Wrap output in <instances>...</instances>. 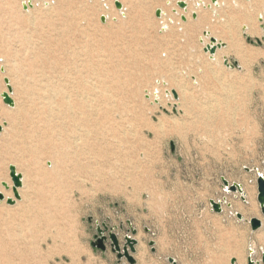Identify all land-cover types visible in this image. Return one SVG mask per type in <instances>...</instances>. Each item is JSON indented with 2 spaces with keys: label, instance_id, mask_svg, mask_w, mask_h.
<instances>
[{
  "label": "rangeland",
  "instance_id": "rangeland-1",
  "mask_svg": "<svg viewBox=\"0 0 264 264\" xmlns=\"http://www.w3.org/2000/svg\"><path fill=\"white\" fill-rule=\"evenodd\" d=\"M22 1L0 0V94L7 78L14 101L27 99L20 93L23 84L15 83L11 64L19 67L21 83L32 84L42 71L57 70L77 52L78 65L91 57L99 66L96 75L107 82L100 89L95 75L89 78L98 87L96 94L111 100L107 125L117 122L123 126L120 138L127 142L136 137L145 145L138 160L125 142L122 156H111L107 173L119 178L115 189L107 183L96 189L95 183L78 176L79 190L71 187L60 195L58 211L51 220L41 219L35 231L25 226L27 216L20 209L33 193L40 194L38 168L50 169L51 163L25 152L20 165L8 160L0 164L10 182V165L25 177L18 204L0 202V226L6 228L2 219H8L10 227L0 264H128L125 258L117 259L108 243L105 251L91 246L101 224L117 227L120 244L124 236L136 240L135 252L129 253L134 264H247L249 249L252 260L262 264L264 222L252 232L248 221L255 216L243 210L255 205L262 216L256 177L264 175V0H215L220 7L202 0L206 7L198 9H193L196 0H71L72 11L85 19L66 34L60 33L55 13L41 9L42 0H35L29 14ZM116 1L128 3L123 15L117 13ZM178 1L189 4L195 19L189 13L187 22L181 20ZM157 10L163 15L156 17ZM50 17L53 28L44 20ZM248 23L255 32L251 36L246 27L239 29ZM205 32L228 46L215 62L203 50ZM156 88L158 97L152 95ZM166 90L179 97L177 112ZM0 107L14 109L1 97ZM159 120L168 128L176 121L179 130L155 140ZM142 122L150 128H141ZM0 126L4 136L9 122L0 118ZM221 178L240 184L244 201L237 193H226ZM223 197L230 208L223 204L221 213L213 212L209 201L222 202ZM256 235H262L261 243Z\"/></svg>",
  "mask_w": 264,
  "mask_h": 264
},
{
  "label": "bare ground",
  "instance_id": "bare-ground-1",
  "mask_svg": "<svg viewBox=\"0 0 264 264\" xmlns=\"http://www.w3.org/2000/svg\"><path fill=\"white\" fill-rule=\"evenodd\" d=\"M33 1L34 4L31 3V0L22 1V5L26 6V11H28L25 13H31V9L36 6L35 0ZM125 4L124 6L121 5V9L117 11L118 14L123 15V11H127L126 6L128 3L125 2ZM220 5L219 1L213 4V6L216 7H220ZM202 7H206L202 0L194 1L193 9ZM41 9L46 12L52 11L55 13V17L61 22L60 33L63 34L69 32L71 28L81 27L79 22L85 19V15L79 16L76 11H72L71 0H42ZM192 10L189 4L186 3V9H182L181 11L183 14L180 12L181 18H185L184 23L187 22V14H195ZM163 13L162 11L161 15H163ZM112 15L116 16V13ZM259 16L261 17V15ZM103 17H107V12ZM44 20H46L52 28L54 27V20L51 17ZM250 20V17L245 18V22H250ZM244 27H247L246 33L250 36L255 34L252 23H248L247 26L242 25L239 29L243 30ZM83 29L85 28H81V30ZM210 38L214 37L210 35ZM208 39L209 38L201 39L204 47L209 44ZM215 40L222 44L221 48L224 47L225 42L220 39ZM71 42L73 43V40ZM229 47L233 48L236 46ZM226 48H228L227 45ZM220 49H216L214 55H210L211 62L217 61V56L221 53L218 52ZM234 53L237 56L239 55V52ZM69 56V58H66L63 63L56 67L58 71L51 70L50 73L42 71L40 80H34L32 84L21 83L19 77L21 71L19 67L15 64H11L9 69H11L12 75L16 80L15 83L19 86H21V84L24 85V87H22L23 85L21 86L20 93L26 95L27 99H22L19 104L16 103L13 98V93L7 91L6 85V90L2 92L8 93L13 101L14 109L4 111V109L0 107V118L7 120L10 126L8 133L4 136L3 133L0 134V136H2L0 139V164L8 160L13 164L20 165L23 159L22 154L25 152L33 154L34 156H41V158L44 157L46 161L51 163L49 164L51 165L50 169H45L44 167L38 168L40 185L42 186L40 194L37 195L36 192L33 193V197H31L24 207L20 209L22 214L27 216L25 226H29L32 231L38 230L41 219H43L44 222L46 220H51L53 217L52 215L58 211L57 205L60 195L63 196L66 190L71 187H75L79 190V186H77L75 182L78 176L83 177L84 183L89 182L93 186L95 183L94 187L96 189H100L105 186L106 183L114 187L112 189H115L119 178H116L114 175L110 176L107 173L111 166V156L115 155L116 157H121L123 150H121L120 147L122 143L125 142V144H128L126 149L130 151V154L135 156V160H138L141 155V151L139 150H142L139 148H143L145 145L143 141L136 137L127 142L124 141L123 138H120V136L123 135V126L115 125L117 122L114 121L112 125H107L109 123L107 114L111 108V100L105 94H96L98 88L96 83L92 84L90 82L92 80L89 81V78L95 75V80L98 81L100 89L107 86V82L100 79L101 75H96L98 71L96 68L99 66L96 65L95 67L92 64L93 60L91 57L88 58L85 63L82 62V66H79L77 61L79 54L73 51ZM243 56L244 59L246 55L244 54ZM97 59H99V57ZM225 62L227 61L225 60L224 63ZM44 64H48V61L44 62ZM227 64L229 65V63ZM56 75L57 77H55ZM8 84L12 90L9 80ZM159 91V88L154 89L152 95L157 96ZM173 92L176 98L172 99L169 105L172 110L177 112L179 97L175 91ZM167 94L170 97H174L169 91H167ZM145 96L147 98L149 97L147 94H145ZM200 115L206 116V113L201 111ZM173 122L174 124L168 128V126H165V121L159 120L153 135L155 140L160 139V136L166 135L171 129L178 131L179 128H176L180 124H176V121ZM3 125H5L4 122ZM139 126L141 128H150L147 122H142ZM38 163H40V161ZM16 172L22 177V186L17 189L19 195L18 199L13 197L11 182L3 174V166L0 165V186L2 183H5L8 188L6 189V193H3L2 189H0V193L4 198L2 201H6V199L13 200V205L11 206L17 205L20 201L22 188L25 183V177L17 170ZM2 179H4V181H1ZM247 191L250 193L249 187H247ZM257 209V206L250 205L243 211L247 214L254 215L263 223L262 216H259ZM7 214L11 215L8 212ZM2 220H4V223L6 221L7 224L6 228L0 226V250L2 252L1 254L4 255L6 253L5 250L8 248L6 237L10 227L8 226V219ZM16 228L21 230L20 226ZM256 240L258 243H261L263 240L262 235H256ZM7 264L9 263L7 262Z\"/></svg>",
  "mask_w": 264,
  "mask_h": 264
},
{
  "label": "water",
  "instance_id": "water-1",
  "mask_svg": "<svg viewBox=\"0 0 264 264\" xmlns=\"http://www.w3.org/2000/svg\"><path fill=\"white\" fill-rule=\"evenodd\" d=\"M215 0H211V3H215ZM115 7L117 9H121V4L119 2H115ZM177 6L180 9H186V3L183 1H178ZM24 9H26V6H23ZM161 14L160 10H157L155 15L156 17H159ZM264 17V14H263ZM192 18L195 19V14L192 15ZM184 17L181 18V20L184 21ZM261 20V18H259ZM101 22H104V18L101 17ZM203 36L208 38L209 37V33L205 32L203 33ZM222 47V44L219 42H216V40L214 38H209V44L206 45L204 47V52L205 53H209V55H214L216 49H220ZM225 66L230 67V65L227 64V62H225ZM233 66H236V63H233ZM1 72H3V69L0 70ZM4 84L6 85L7 91L9 93H11V88L8 84V79L4 78L3 79ZM174 98H176V95L174 92H172ZM1 98L2 101L5 105L12 107L13 106V101L11 100V98L9 97L8 93H2L1 94ZM0 132H1V127H0ZM8 171H9V178L11 180L12 183V188L11 191L13 193V197L15 199L19 198V195L17 193V189L21 188L22 186V177L20 174H17L16 169L14 166H9L8 167ZM247 172H249V169H246ZM254 171L257 172V169H254ZM221 182L223 185V189L226 193H237L240 196V199L242 201H244V192L242 189V186L240 184H236V183H232L229 184L224 178H221ZM2 187H4L5 189L7 188V185L5 183L1 184ZM256 190H257V196H256V200L257 203L259 205V210L260 213L264 219V176L262 174L257 173V177H256ZM3 195L0 193V202L3 200ZM6 204L7 205H13V200L11 199H6ZM225 204L228 208H230V204H226V198L223 197L222 198V202L218 201V202H214L212 200L209 201V205L211 206V209L213 212L215 213H221L222 212V205ZM236 218L238 220H241L242 217L240 214L236 213L235 214ZM249 226H250V230L252 232L257 231L258 229H260L263 226V223L261 222L260 219L258 218H250L249 221ZM129 226L130 223H128ZM117 227H111L108 228L105 224H101V226H97L96 228V235H95V241L91 242V246L97 250L100 251H105L106 250V244L108 243L110 250L112 253L116 254V257L118 260H121L122 258H125L128 264H134L135 260L133 259L132 255L135 252V248L134 246L136 245V240H134L133 238L129 237V236H124L123 240L124 243L120 244L119 242V238L117 236V234L115 233ZM121 229V227H120ZM131 235H135V230L131 229L130 230ZM249 256L247 258V264H258V262L253 261L252 260V256L254 254L253 250L249 249ZM131 253V254H129ZM169 262L174 263V261L172 259H169ZM233 260L231 261V264H233ZM261 263L264 264V253L261 254Z\"/></svg>",
  "mask_w": 264,
  "mask_h": 264
},
{
  "label": "crops",
  "instance_id": "crops-1",
  "mask_svg": "<svg viewBox=\"0 0 264 264\" xmlns=\"http://www.w3.org/2000/svg\"><path fill=\"white\" fill-rule=\"evenodd\" d=\"M184 22V21H183ZM245 28V27H244ZM245 30V29H244ZM246 30H247V27H246ZM225 45V44H224ZM226 48V46H224L223 48H221L220 50H218V52H220V51H222L223 49H225ZM227 49V48H226ZM236 63V65H237V62H235ZM240 68V67H239ZM264 176V175H263ZM264 253V252H263Z\"/></svg>",
  "mask_w": 264,
  "mask_h": 264
}]
</instances>
